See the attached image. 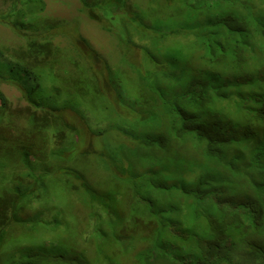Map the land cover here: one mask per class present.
Masks as SVG:
<instances>
[{"label":"trees","instance_id":"trees-1","mask_svg":"<svg viewBox=\"0 0 264 264\" xmlns=\"http://www.w3.org/2000/svg\"><path fill=\"white\" fill-rule=\"evenodd\" d=\"M179 8L188 12L184 36L166 26L168 37L143 35L137 44L155 93L137 97L142 128L123 129L136 141L133 153L125 145L107 153L123 170L128 217L77 174L64 187L80 194L93 231H68L54 249L28 242L39 233L24 228L39 217L29 210L47 191L45 164L68 163L59 151L69 133L74 141L82 133L60 107L33 98L42 87L37 72L35 89L17 86L33 104L22 116L32 124L28 141L17 127V137L9 134L12 116L0 98V144H8L0 147V264H264V0H186ZM53 141L59 146L49 148ZM8 158L19 163L11 172L1 162Z\"/></svg>","mask_w":264,"mask_h":264},{"label":"rangeland","instance_id":"rangeland-1","mask_svg":"<svg viewBox=\"0 0 264 264\" xmlns=\"http://www.w3.org/2000/svg\"><path fill=\"white\" fill-rule=\"evenodd\" d=\"M183 1L0 0V98H5L6 112L12 116L9 134L13 129L17 137V127L26 141L32 135V124L22 116L32 112L33 104L17 86L35 89L34 72L41 75L42 87L33 98L43 105L48 101L49 107H60L58 113L82 133L77 141L69 133L68 146L59 151L68 163L61 166L54 159L45 164L50 169L43 179L47 191L34 200L30 210L27 208L32 216L38 212V220L34 223L30 218L23 226L39 233L28 242L54 249L68 231H93L88 228V211L80 194L64 187L67 179L78 183L77 174L97 193L111 195L117 215L129 216L132 207L119 175L123 170L111 165L107 153H118L121 145H125L126 156L133 153L130 145L136 141L123 129H131L130 125L133 130L142 128V105L136 103L137 97L154 98L155 93L145 75V50L137 44L145 45L143 35L159 37L164 33L168 37L170 30L178 28L184 36L182 25L188 12L179 8ZM168 41L173 42L172 38ZM151 52L157 53L154 48ZM4 120L5 125V115ZM57 142H50L49 148L59 146ZM0 147L5 150L8 144ZM14 152L21 163L23 155L17 149ZM36 155L32 153V164H37ZM3 158L1 155L0 160ZM122 161L127 165L125 156ZM1 162L7 164L8 172L19 165L9 158Z\"/></svg>","mask_w":264,"mask_h":264}]
</instances>
